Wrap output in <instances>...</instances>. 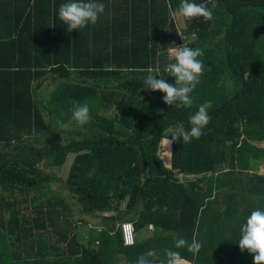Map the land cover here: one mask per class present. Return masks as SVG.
Masks as SVG:
<instances>
[{
    "label": "trees",
    "instance_id": "1",
    "mask_svg": "<svg viewBox=\"0 0 264 264\" xmlns=\"http://www.w3.org/2000/svg\"><path fill=\"white\" fill-rule=\"evenodd\" d=\"M65 2L0 0V187L43 191L32 206L42 214H22L9 235L4 212L17 199L0 206V254L10 258L20 243L32 250L33 233L50 223L69 247L53 264H136L153 259L150 251L154 264H168V250L190 264H253L238 241L250 213L264 210V0H191L213 19L185 18L184 35L175 18L181 0H96L105 6L98 21L71 32L58 17ZM182 46L204 53L191 107L169 106L143 85L148 69L174 83L165 69ZM48 81L55 87L46 99ZM84 103L91 120L78 126L73 105ZM202 104L211 117L203 135L174 142L166 163L165 141L189 130ZM69 153L65 178L42 167H63ZM56 184L85 217L72 215ZM104 210L108 221L88 218ZM78 220L89 226L86 241L70 233ZM124 220L134 223V244L123 243ZM179 239L202 246L190 252ZM41 241L47 252L52 245Z\"/></svg>",
    "mask_w": 264,
    "mask_h": 264
},
{
    "label": "clouds",
    "instance_id": "2",
    "mask_svg": "<svg viewBox=\"0 0 264 264\" xmlns=\"http://www.w3.org/2000/svg\"><path fill=\"white\" fill-rule=\"evenodd\" d=\"M104 4L98 3L96 0H67L62 3L58 9V17L67 26V30H80L89 23L95 24L100 14L104 11ZM178 12L187 19L203 17L206 21L213 19L212 11L204 4H197L191 0H181ZM203 50L200 48H190L182 46L178 49L170 50L169 63L165 71L169 76L174 78V83L166 82L163 77L157 78V74L152 69H148V74L144 77L143 85L150 91L164 93L162 99L169 106L177 105L182 107H191V93L200 82V77L204 74L205 65L200 57H203ZM72 121L78 126H84L91 120L90 108L84 104H74L72 109ZM211 117L208 114V106L200 105L198 111L190 118V129L187 131L171 133V139H167L165 147L170 151L174 142L183 141V143H191L193 139H199L203 135L202 129L210 123ZM60 128H69L70 126L61 121H57ZM73 161V160H72ZM72 164V163H71ZM83 222L78 220L75 223ZM241 237L238 241L240 250H247L253 254V264H264V210H253L246 218V222L240 226ZM187 245L188 251L199 252L201 244L193 241L191 244L183 239L176 241V247ZM170 258L168 264H174L173 258L179 254L168 250ZM147 259L140 257L136 264H154L156 254L152 251L148 253Z\"/></svg>",
    "mask_w": 264,
    "mask_h": 264
},
{
    "label": "rangeland",
    "instance_id": "3",
    "mask_svg": "<svg viewBox=\"0 0 264 264\" xmlns=\"http://www.w3.org/2000/svg\"><path fill=\"white\" fill-rule=\"evenodd\" d=\"M175 18L177 20V26L179 28V30H181L182 34L184 35V26H185V18L180 14H175ZM55 87L54 81H48L46 85H44V87L42 88V93H40L42 95V97L48 99L50 97V94L53 91V88ZM114 113V110H111L109 112H107V115H112ZM64 136H61V139H63ZM166 142V141H165ZM162 148L164 149V153L162 154L161 151L160 152V156H162L165 159V162L168 163L166 161V157H167V151L165 145L162 146ZM162 150V149H161ZM74 158V154L73 153H69L66 157L65 163L63 164V167L59 168V167H50L47 165H42V167L48 171H51L53 173L59 174L61 176H64V178L67 176V173L69 171L70 165L72 163V160ZM259 172L264 174V160L262 162V164L259 167ZM52 186V191L53 193H57L59 191V189H62L60 192V195L62 198H64L67 202H69V211H73L72 215L73 216H77V214H82V215H86V213H77L76 209L78 207V202L75 198H69L70 195V191L66 188V186H59V184L56 185H51ZM26 189L23 191H17V187L13 186L11 187V192L10 191H5L3 188L0 187V206H4L5 204H8V200H14L15 198L18 200L24 199L27 200V202H23V203H17V201L15 202H9V206L8 208L5 209L4 212V216H5V220L8 221V230L9 233H14L17 232L19 227L22 226V214H24L25 216H33V215H37L40 216L42 213L41 211H39L38 209H35V206L38 203V198L39 195L43 194V191H39L36 190L35 188H33L32 190L30 188L25 187ZM8 192H10V196L8 194ZM3 195V197H2ZM36 195V200H32L30 199L32 196ZM122 205H124V202H122ZM48 209V207L46 205L43 206V213L46 212ZM66 211V208H65ZM98 213L101 214H93L92 219L95 222H106L109 220V217H105L103 215H110V212L108 210H104L103 212L98 211ZM80 216V215H78ZM21 224V225H20ZM117 224V222H116ZM26 227V226H25ZM60 229V228H59ZM156 231L162 235L164 234H168L169 237H173V232H168L167 230H164L160 227H156L155 228ZM145 232H147V230H144ZM38 234L37 236H33V238H35V240H32V246L33 248H37L39 252H46L41 248H40V244H44V242H42L41 240H45V237L47 236V240L49 245V250L47 251L49 256H64L62 254H68V245L67 242L62 241L60 238V234L57 231L55 226L50 225V223H47L46 228L44 227H39L37 228L36 231ZM71 232H75L77 234V237L80 238V235H83V233L81 232V228L78 226V224H76L75 222L71 223V229H70V233ZM170 233V234H169ZM37 237V238H36ZM41 237L40 240V244L38 242L39 238ZM30 249V244L27 245ZM37 246V247H35ZM175 264H190L187 262H184L182 260L177 259L176 261H174ZM53 264V263H51Z\"/></svg>",
    "mask_w": 264,
    "mask_h": 264
},
{
    "label": "crops",
    "instance_id": "4",
    "mask_svg": "<svg viewBox=\"0 0 264 264\" xmlns=\"http://www.w3.org/2000/svg\"><path fill=\"white\" fill-rule=\"evenodd\" d=\"M84 217H85V215H84ZM88 218H92V217H88ZM4 220H5V218H4ZM78 226L81 228V232L83 233V235L79 236L80 238L77 237L78 240L86 241L87 236H88V231H89V226L86 223V220H83V222H79ZM19 229H20V227H19ZM7 234L8 235L10 234L8 229H7ZM33 234H35L37 236L38 233L35 232ZM46 238H47V236H46ZM23 246L24 245H22V243H20L18 246H15L17 252H9L8 257H10V258L5 257L4 254H0V264H9V263L10 264H44L45 262H47L49 264L50 259L57 257L54 255L50 257L48 252H45V253L39 252L37 248H33L32 250L29 249L28 253L25 254V252H24L25 247H28V246H26V245H25V247H23ZM35 247H37V246H35ZM7 259L9 260V261H7L8 263H2L3 261H6ZM179 260L187 262L183 259H179ZM27 261H28V263H26ZM11 262H14V263H11ZM187 263H189V262H187Z\"/></svg>",
    "mask_w": 264,
    "mask_h": 264
},
{
    "label": "built area",
    "instance_id": "5",
    "mask_svg": "<svg viewBox=\"0 0 264 264\" xmlns=\"http://www.w3.org/2000/svg\"><path fill=\"white\" fill-rule=\"evenodd\" d=\"M120 229L122 233L123 243L131 245L135 242V226L134 223L128 220L120 222Z\"/></svg>",
    "mask_w": 264,
    "mask_h": 264
}]
</instances>
